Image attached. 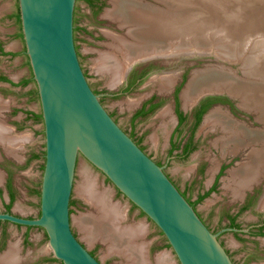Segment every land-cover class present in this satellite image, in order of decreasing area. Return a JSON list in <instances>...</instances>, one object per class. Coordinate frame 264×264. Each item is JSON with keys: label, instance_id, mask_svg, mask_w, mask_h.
Instances as JSON below:
<instances>
[{"label": "rangeland", "instance_id": "1", "mask_svg": "<svg viewBox=\"0 0 264 264\" xmlns=\"http://www.w3.org/2000/svg\"><path fill=\"white\" fill-rule=\"evenodd\" d=\"M145 2L156 6V8L161 6L159 3L151 2L150 0L142 1V3ZM237 2H241L244 5V8L238 9L240 11L246 10L244 14L231 13L230 17L227 14V21L224 23L225 28L216 29L213 27L210 31H219L220 41H222L220 45L224 46V49L219 50L221 53L233 52L235 55L240 54L239 57H242L244 61L245 58L257 59L258 56L264 53V47H259L260 43L264 41V31L257 28L240 31L238 34L234 31L235 36H241V42H246L245 44L242 43L243 46H240L238 41L233 42L227 35L223 36V34H226L225 31H233L231 28H234L236 23L248 27V24L255 22L254 18L248 17L249 12L247 11L256 9L261 3L256 0H232L230 3L236 4ZM112 7L110 0H93V8L88 7L83 0H78L74 13V40L83 73L93 90L99 93L106 91L109 94L116 93L117 89L121 87V82L115 86L109 85L107 76L99 74L95 64L104 53L115 52L111 47V44H113L112 36L128 38L126 30L120 27L117 22L107 17L106 14ZM230 8H233L234 12L237 7L235 8L231 5ZM16 12H18L17 0H0V42L3 45V49H9V52L13 53V55H0V76H4L17 83L25 78L30 79V82L25 87L23 85L13 87L8 83L0 82V124L6 130V133H8L6 136H9L8 138L17 137L20 134L30 136L26 141V149L22 151L23 153L21 152V155L26 160L31 158L33 153L40 154V167L36 166V163L33 164L32 160L28 162L24 160L22 162V165L13 173L11 181L16 191L15 199L9 210L5 209L0 199V213L7 211L16 216L36 218L39 215V200L32 190L33 187L38 186L43 169L44 135L42 120H35L34 117L27 114V112L36 111L37 115H40V107L36 87L33 79H31L32 74L28 66V59L24 54V44L20 37V24L13 17ZM245 15H248L246 16L247 18H245ZM251 42L254 43L250 45ZM248 43L249 45L247 46L250 48L245 46ZM217 44L214 43V46L209 47H215ZM214 55L217 56L216 54ZM119 58L121 57L119 56ZM219 58L226 61L215 60L211 56L198 57V55H194V57L190 55L169 57L167 60L155 63L152 74L156 76L149 77L141 85L124 95H105L101 98V104L113 116L124 132L135 136L144 152L151 159L163 165L170 179L194 203L195 210L209 229L213 233L220 235L219 241H221L227 251L231 252L233 262L241 264L246 247H250L251 245L240 241L235 244L231 234L223 233L221 229L226 223L227 213H234L240 209L243 198L245 208L239 212L238 222L245 226L256 220V217L259 216L257 213L261 212L260 209L262 208L260 204L264 198V174L250 188L244 189L241 197L235 198L230 187H228L231 183L230 181L228 183L229 171L238 169L239 164L242 162H248L250 158L249 151L253 148H263L264 144L243 145L237 148V150L234 149L233 153H230V147H221L218 142H214L220 134L210 131V128L202 126V124L205 116L210 111L221 109L220 111L224 112L232 121L240 123V125L249 130H264L263 124L257 117V112L247 111L246 109L243 111L239 98L229 99L225 96L226 92H219L224 94L221 96L226 101L216 103V105L208 108L204 113L199 125L194 130V141L199 139L196 142L197 146L185 159L175 158L174 156L167 158L166 156L168 135L172 127L171 118H159V113L165 109L167 110V107L169 108L167 104V102H170L169 98L166 97V103L158 109L160 110L159 113H153L139 119L134 124L130 121L131 114L139 103L154 92L161 94L158 85L159 77L166 73H174L176 75L174 84L180 85L179 106L182 112L187 113L190 111L192 104L184 107L180 93L184 89L193 70H203L205 67L221 68L226 72H230L236 81L242 83L264 82L262 80H248L246 78L251 76L245 75V73L248 74L249 71L258 69L254 64L245 66L242 63L241 65L237 63L235 58L227 59L222 56ZM258 61L260 60L258 59L256 62ZM240 66L244 70V73L240 69ZM30 91L34 93L29 94ZM245 94L248 95V93L244 92ZM228 102H230L233 108L232 111L228 108ZM188 133L189 129L187 127L182 129L179 135L180 140L182 141L183 138H186ZM0 152L2 153L1 148ZM222 163L225 165L223 168L225 170L215 177ZM198 167H201V170H196ZM84 170L88 171L96 179L100 189L109 194L111 202L122 208L126 215L124 223L144 224L146 226V232L142 241L147 245L148 257L151 264H156L157 256L162 253L169 255L168 261L169 263L171 261L170 264H179L158 229L118 193L99 171L91 166L83 157L79 156L76 163L73 191L70 200V222L74 235L88 251H91L102 264H122L121 258L116 255L107 254L106 246L103 243L99 241H94L91 244L87 243L75 225V218L92 211L79 197L76 190L78 185L81 184V173ZM199 196H202L200 200H198ZM248 196H251L252 199L246 202ZM246 197L247 200H245ZM5 199L8 200L6 196ZM12 246L14 248L17 247L15 248L17 255V262L15 264H56L49 261L51 257L46 249V236L39 228H27L9 222H0V257ZM250 264H264L262 255L259 254L258 260H251Z\"/></svg>", "mask_w": 264, "mask_h": 264}, {"label": "water", "instance_id": "2", "mask_svg": "<svg viewBox=\"0 0 264 264\" xmlns=\"http://www.w3.org/2000/svg\"><path fill=\"white\" fill-rule=\"evenodd\" d=\"M75 4L76 0H17L24 54L42 119L43 169L38 217L4 212L0 222L41 229L49 256L61 264H102L74 235L70 222L76 163L81 156L158 229L179 264H234L217 234L206 227L163 167L119 127L91 90L74 41ZM184 55L189 54L171 57ZM194 55L221 60L214 54ZM195 71L200 70L191 75ZM211 95L224 94H200L192 106Z\"/></svg>", "mask_w": 264, "mask_h": 264}, {"label": "bare ground", "instance_id": "3", "mask_svg": "<svg viewBox=\"0 0 264 264\" xmlns=\"http://www.w3.org/2000/svg\"><path fill=\"white\" fill-rule=\"evenodd\" d=\"M110 1L113 7L106 15L117 22L120 27L125 28L129 40L112 36L111 47L115 52L110 51L106 54L101 52L103 55L100 54L101 57L95 64L97 72L107 76L109 85L114 86L120 83L125 69L138 59L155 56L169 58L181 54H216L218 57L222 56L227 59L235 58L237 63L239 60V63L245 66L254 64L258 69L249 71L248 74L245 73L251 76L245 77L248 80L264 81V53L259 54L257 59L245 58V61L239 57L240 54L221 53L219 50L224 49V46L220 45L222 41H220L219 31H210L213 27L224 29L227 14L228 16L236 13L243 15L246 10H238L244 8L241 2L232 4L230 3L232 0H155L162 4L160 6L162 8H156V6L146 2L142 3L139 0ZM256 1L261 4L256 9L247 11L249 16L245 15V18L246 16L254 18L255 22L248 24V27L236 23L234 28H231L233 31H225L226 34L222 33L223 36L227 35L233 42L238 41L240 46H243L241 36H235L234 31L237 34L247 29L253 30V28L264 31V0ZM231 5L237 7L236 11L233 12ZM214 43H218L217 46L209 47L214 46ZM252 43L254 42L250 45ZM247 45L249 43L245 46ZM260 46L264 47V41L260 43ZM258 59L260 61L256 62ZM205 68L198 69L200 71H195L190 75L181 93L184 107L192 104L195 98L202 93L226 92L239 98L243 109L256 111L264 127V82L246 84L236 81L230 72L221 68ZM242 71L244 73V70ZM175 77L173 73L162 75L161 87L168 88L174 82ZM244 92L248 95H244ZM220 110L215 109L208 113L203 122L205 127L212 130L220 129L224 133L225 137L221 141L223 147L228 148L232 144L230 151H233L243 145L264 144V130H249L240 123L230 120ZM249 155L248 162L230 171L228 183L233 182L234 187L231 190L234 196H239L241 189L249 188L264 174V147L251 149ZM80 179L82 180L76 189L77 194L92 209L91 212L75 218V225L80 230L82 238L89 244L94 241L103 243L107 254L118 256L122 259V264H151L146 244L142 241L146 226L124 223L126 215L122 208L111 202L109 194L100 189L96 179L88 171H82ZM260 207L264 208V198ZM15 248L10 247L0 257V264L17 262ZM168 259V254H159L156 264H170L171 261L169 263Z\"/></svg>", "mask_w": 264, "mask_h": 264}, {"label": "flooded vegetation", "instance_id": "4", "mask_svg": "<svg viewBox=\"0 0 264 264\" xmlns=\"http://www.w3.org/2000/svg\"><path fill=\"white\" fill-rule=\"evenodd\" d=\"M77 1L78 0H76V2ZM83 1L86 3V5L88 7L93 8V0H83ZM142 1H144V0H140V2H142ZM150 1L159 3L158 1H154V0H150ZM159 4L162 6L161 3H159ZM75 7H76V4H75ZM74 13H75V8H74ZM74 16H75V14H74ZM73 23H74V18H73ZM74 30H75V28H74ZM119 37H121V36H119ZM121 38H124V37H121ZM124 39L129 40V37L124 38ZM167 59L168 58L155 56V57H148L145 59H138L137 61H134L133 63L139 62V63H137L139 65L138 66H137V64L134 65L126 73L124 71V74H123L122 79H121L122 81H120L121 87L119 89H117L116 93L109 94V93H106V91H102L101 93H99V92L93 90L91 88L90 84L89 83L88 84H89L91 90L95 94L98 95V99L101 103V98L104 97L105 95H107V96L124 95L127 92L135 89L137 86L141 85L142 82L145 81L146 79H148L149 77L152 78V77L156 76V75L152 74L155 63L162 62V61L167 60ZM166 74L168 75V74H172V73H166ZM161 77H159V82H158L161 94L154 92L150 96L145 98L141 103H139L137 105L135 111L131 114L130 121L132 122V124H134L139 119H142V118L149 116L153 113H159L160 110H158V109L161 108L164 103H166V97L169 98L170 102L169 103L167 102L169 108L167 107V110H164L163 112L161 111L159 113L160 116L158 115L159 118L164 119V117H170L171 121L173 119V121L171 122V125H172L171 131L168 135V150H167L166 156H167V158L174 156L175 158L185 159L188 157V155L191 152L194 151L195 146H197L196 142L199 139H196L194 141V130L199 125L201 118L204 115V113L208 110V108L212 107L213 105H216V103H218V102L222 103L223 101H226V100H224L223 96H215V95L206 96L203 99H201L195 106H192L188 113L182 112L181 108L179 106L180 85L178 86V84L176 85L173 82L172 85L169 86L170 89H168L169 87L163 89L161 87V84H162L161 83ZM174 81H175V79H174ZM228 103H229L228 108L230 109V111H232L233 108L231 107L230 102H228ZM165 111H166V113H165ZM163 113H165V114L163 115ZM108 114L113 118V116L109 112H108ZM113 120L116 122V120L114 118H113ZM230 120H232V119L230 118ZM203 125H204V122H203L202 126ZM186 127L189 129L188 136L186 138H183V140L181 141L179 138L180 132L182 129H184ZM209 130L210 131L214 130L213 132H217L220 134L215 139L214 142H218L220 144V146L223 147V145L221 144V141L223 140V137H225L224 133L220 129H213V130L209 129ZM126 134L130 138H132V140L137 144V146L144 152V149L140 146L139 142L135 139V136L128 134V133H126ZM232 146H233L232 144L229 145L230 148H232ZM230 153H233V152L230 151ZM153 161L157 165L163 167V165L160 162H157L155 160H153ZM243 163L244 162H242L241 164H243ZM241 164H239V165H241ZM224 166H225L224 163L220 164L215 177H217L219 175V173H221L225 170V169H223ZM196 170H201V167H198ZM163 171L166 174L164 168H163ZM201 173H203V172H201ZM168 178L170 179L169 176H168ZM215 180H216V178H215ZM171 182L175 185V187L178 189V191L181 193V195L187 200V202L194 208L192 202L185 196V194L179 190L177 185L172 180H171ZM250 199H252L251 196H248V200H247V197L245 198V200H247L246 202H249ZM242 202L243 203H242L240 209H238L234 213H231V212L227 213L226 223H225L224 227L221 229V231L223 233L231 234L233 240L235 241L234 242L235 244L238 243V241H240V242H244L246 244L251 245L250 247H246L245 255L242 257V260H241L242 261L241 264H250L251 260H256V261L258 260L259 254L262 255V259H264V208L260 209L261 210L260 213H257V215H259V216L256 217L255 221H253L250 224L243 226L237 220L239 212L241 211V209L245 208L244 198H243ZM194 210H195V208H194ZM260 210H258V211H260ZM196 213H197V211H196ZM197 215L200 217V215L198 213H197ZM200 219H201V217H200ZM203 223L205 224L204 221H203ZM206 227L209 229V227L207 225H206ZM215 234H217V233H215ZM219 236L220 235H217L218 240H219ZM219 242L223 246L221 241H219ZM260 242H262V243H260ZM146 248H147V246H146ZM89 252L92 256H94V254L91 251H89ZM226 252L228 253L229 257L232 260L231 252H229L227 250H226ZM147 254H148V250H147ZM232 262H233V260H232Z\"/></svg>", "mask_w": 264, "mask_h": 264}, {"label": "crops", "instance_id": "5", "mask_svg": "<svg viewBox=\"0 0 264 264\" xmlns=\"http://www.w3.org/2000/svg\"><path fill=\"white\" fill-rule=\"evenodd\" d=\"M3 51L9 53L10 55H13L12 52H9V49L4 48ZM31 79H32V76H31ZM10 81L13 84H15V86H13V87H19L22 85L25 87L30 82V79L25 78L18 83L16 81H13V80H10ZM31 92L32 91H30L29 94ZM27 114L31 115L33 117V115H37V112L36 111L27 112ZM7 134L8 133H6V130L0 124V148L2 149V153L0 152V199H1V202H3L5 209H7V207H9V209H10V207H11V205L15 199V195H16V191L13 188V185L11 183L12 176H13V173L15 171H17L19 166L22 165V162L25 160L24 156L21 155V152L26 149L25 148L26 147L25 146L26 141H27V138L30 136L25 135V134L24 135L20 134V135H17V137L8 138L9 136L6 137ZM29 160H32L34 162L33 164L36 163L37 164L36 166L40 167V162H39L40 154L33 153L31 158L26 159L25 162H28ZM230 174L231 173L229 171V177H230ZM40 177H41V175H40ZM232 187H234L233 182L230 185V190L232 189ZM39 189H40V182H39L37 187H33L32 192L34 194H36V198L40 202V198H39L40 191H39ZM243 191H244V188L241 189L239 196H234L235 194H233V190H231V192L235 198L241 197L242 193H244ZM2 192H3V196H2ZM5 196L8 200L5 199Z\"/></svg>", "mask_w": 264, "mask_h": 264}, {"label": "trees", "instance_id": "6", "mask_svg": "<svg viewBox=\"0 0 264 264\" xmlns=\"http://www.w3.org/2000/svg\"><path fill=\"white\" fill-rule=\"evenodd\" d=\"M13 17H15L17 23L20 24L18 12H16V14L13 15ZM20 37L22 38L21 34H20ZM0 55H3V56L10 55L9 53L3 51V45H2L1 42H0ZM0 82H5V83H8V84H10V85H12V86H15V84H13L9 79H7V78L4 77V76H0ZM32 93H34V92H31L30 94H32ZM33 117H34L35 120H38V121L42 120V119H41V115H33ZM201 198H202V196H199V197H198V200H200ZM192 204H194V203H192ZM70 206H71V204H70ZM132 206H133V205H132ZM133 207H134V206H133ZM134 208H135V207H134ZM8 209H9V207H7V210H8ZM141 214H142V213H141ZM142 215H143V214H142ZM27 228H31V227H27ZM160 234H161V233H160ZM49 261H52V262H54V263H56V264H61L60 262H58V261H56L55 259H52V258H50Z\"/></svg>", "mask_w": 264, "mask_h": 264}]
</instances>
